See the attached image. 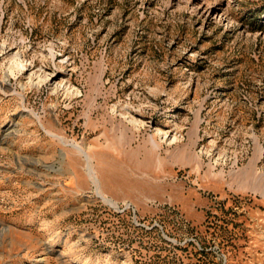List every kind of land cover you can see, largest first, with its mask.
I'll return each mask as SVG.
<instances>
[{
    "label": "rangeland",
    "instance_id": "rangeland-1",
    "mask_svg": "<svg viewBox=\"0 0 264 264\" xmlns=\"http://www.w3.org/2000/svg\"><path fill=\"white\" fill-rule=\"evenodd\" d=\"M164 256L264 264V0H0V264Z\"/></svg>",
    "mask_w": 264,
    "mask_h": 264
},
{
    "label": "trees",
    "instance_id": "trees-1",
    "mask_svg": "<svg viewBox=\"0 0 264 264\" xmlns=\"http://www.w3.org/2000/svg\"><path fill=\"white\" fill-rule=\"evenodd\" d=\"M199 255H203L202 253H199ZM166 256H164L163 258L159 259V260H156L155 262H153V264H175L174 262L172 261H169V260H166ZM199 261H202L201 258L198 259ZM202 263L205 264L204 261H202ZM144 264H149L147 262H144Z\"/></svg>",
    "mask_w": 264,
    "mask_h": 264
},
{
    "label": "crops",
    "instance_id": "crops-1",
    "mask_svg": "<svg viewBox=\"0 0 264 264\" xmlns=\"http://www.w3.org/2000/svg\"><path fill=\"white\" fill-rule=\"evenodd\" d=\"M255 191V190H254ZM239 192H241V193H249V192H244V191H239ZM251 193V192H250ZM255 193V192H254Z\"/></svg>",
    "mask_w": 264,
    "mask_h": 264
},
{
    "label": "bare ground",
    "instance_id": "bare-ground-1",
    "mask_svg": "<svg viewBox=\"0 0 264 264\" xmlns=\"http://www.w3.org/2000/svg\"><path fill=\"white\" fill-rule=\"evenodd\" d=\"M13 69H14V68H13ZM19 69H20V67H19ZM19 69H18V70H19ZM9 72H10V71H9Z\"/></svg>",
    "mask_w": 264,
    "mask_h": 264
}]
</instances>
